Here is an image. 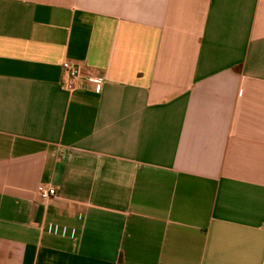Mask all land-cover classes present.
<instances>
[{
	"label": "crops",
	"instance_id": "0c3cea01",
	"mask_svg": "<svg viewBox=\"0 0 264 264\" xmlns=\"http://www.w3.org/2000/svg\"><path fill=\"white\" fill-rule=\"evenodd\" d=\"M0 264H264V0H0Z\"/></svg>",
	"mask_w": 264,
	"mask_h": 264
},
{
	"label": "built area",
	"instance_id": "2783aa9c",
	"mask_svg": "<svg viewBox=\"0 0 264 264\" xmlns=\"http://www.w3.org/2000/svg\"><path fill=\"white\" fill-rule=\"evenodd\" d=\"M63 72L65 73V87L68 90L74 89L79 81L85 80L90 84H95L99 88L102 84V80L95 76H89L84 78L81 69L78 65H75L69 61L62 64ZM56 195L55 189H43L40 191L39 196L43 200H47Z\"/></svg>",
	"mask_w": 264,
	"mask_h": 264
}]
</instances>
